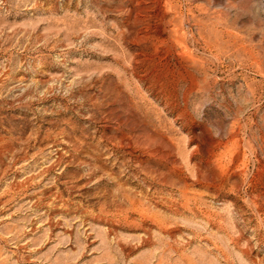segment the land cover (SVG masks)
<instances>
[{
	"label": "rangeland",
	"instance_id": "1",
	"mask_svg": "<svg viewBox=\"0 0 264 264\" xmlns=\"http://www.w3.org/2000/svg\"><path fill=\"white\" fill-rule=\"evenodd\" d=\"M0 264H264V0H0Z\"/></svg>",
	"mask_w": 264,
	"mask_h": 264
}]
</instances>
